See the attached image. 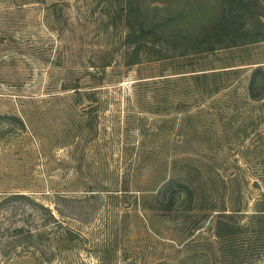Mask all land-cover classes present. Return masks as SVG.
<instances>
[{"label": "rangeland", "instance_id": "rangeland-1", "mask_svg": "<svg viewBox=\"0 0 264 264\" xmlns=\"http://www.w3.org/2000/svg\"><path fill=\"white\" fill-rule=\"evenodd\" d=\"M0 264H264V0H0Z\"/></svg>", "mask_w": 264, "mask_h": 264}, {"label": "trees", "instance_id": "trees-1", "mask_svg": "<svg viewBox=\"0 0 264 264\" xmlns=\"http://www.w3.org/2000/svg\"><path fill=\"white\" fill-rule=\"evenodd\" d=\"M239 1L240 0H222L223 3H228L230 6L231 5H237ZM250 1H252V0H250ZM124 15L126 16L129 14H127L125 12ZM218 24H220V23H217L216 25H218ZM216 25H215V27H216ZM235 226L236 225H234L230 220H228V218H225L223 216L219 217V219L217 220V222L215 224L216 236L218 238H221V239H226V238L230 237L235 232V228H236Z\"/></svg>", "mask_w": 264, "mask_h": 264}]
</instances>
